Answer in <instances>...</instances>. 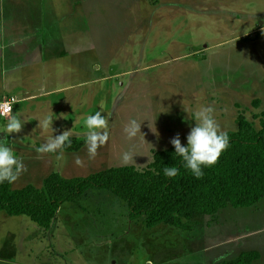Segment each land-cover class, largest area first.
Instances as JSON below:
<instances>
[{
  "label": "rangeland",
  "instance_id": "rangeland-1",
  "mask_svg": "<svg viewBox=\"0 0 264 264\" xmlns=\"http://www.w3.org/2000/svg\"><path fill=\"white\" fill-rule=\"evenodd\" d=\"M19 1L20 27L6 41L20 49L19 68L34 48L38 55L31 74L15 76L23 91L1 96L0 139L9 118L24 122L20 133L8 137L27 169L13 189L42 188L54 173L72 179L125 167V152L136 156L128 166L146 168L154 153L173 147L177 134L187 145L195 122L185 110L200 106L214 109L222 131H235L240 116L259 126L264 0ZM46 84L52 91L73 87L61 97L38 100ZM12 98L11 113L3 115L2 106ZM97 111L109 118V139L94 158L86 146L64 152L63 160L37 153L65 130L85 140L86 119ZM46 118L53 119L52 127L38 126ZM132 119L141 123V133L129 140L124 128ZM185 224L190 230L148 229L144 219L131 220L127 204L112 193L92 190L62 207L47 232L25 217L0 212V264L1 258L4 264H217L243 252L258 253L254 264H264V198L250 208L227 207Z\"/></svg>",
  "mask_w": 264,
  "mask_h": 264
},
{
  "label": "trees",
  "instance_id": "trees-1",
  "mask_svg": "<svg viewBox=\"0 0 264 264\" xmlns=\"http://www.w3.org/2000/svg\"><path fill=\"white\" fill-rule=\"evenodd\" d=\"M259 118L255 127L238 117L235 131L227 132L229 147L214 166L203 168L201 179L183 167L171 147L154 153L152 163L139 170L110 168L72 179L54 173L44 179L42 188L28 185L13 189L5 182L0 184V212L25 217L47 232L66 204L77 203L92 190H105L127 204L131 220L144 219L148 229L165 225L188 231L185 222L215 216L227 207L250 208L264 198V113ZM70 139L66 153L85 146L84 139ZM171 166L179 169V175L169 179L163 169ZM259 259L256 252H243L217 264H254Z\"/></svg>",
  "mask_w": 264,
  "mask_h": 264
},
{
  "label": "clouds",
  "instance_id": "clouds-1",
  "mask_svg": "<svg viewBox=\"0 0 264 264\" xmlns=\"http://www.w3.org/2000/svg\"><path fill=\"white\" fill-rule=\"evenodd\" d=\"M188 119L195 122L186 137L187 145L182 146L179 134L171 141L175 149V155L182 160L183 167L189 171L196 179H201L204 175L203 168L214 166L222 152L229 147V135L222 131L220 125L214 118V109L210 106H200L193 112H188ZM109 118L102 111H97L94 115L86 119V139L85 146L90 158H94L98 148L107 143L109 139ZM53 119L46 118L40 121L38 126L47 129L52 127ZM24 127V122L19 116H12L8 119L4 128V137L0 139V184L7 182L13 184L22 172L27 171L23 161L18 159L13 149L9 146V138L14 133H20ZM152 130V129H151ZM153 131V130H152ZM156 128L153 133H156ZM126 137L134 139L141 133V123L132 119L124 128ZM71 130H65L62 134L53 136L46 143L36 148L39 154H55L57 160L64 159L66 148L71 147ZM131 152H125L121 156L123 166L135 164V158ZM77 164L80 160L77 159ZM139 170V169H138ZM163 174L169 178L179 175V169L175 166L165 167Z\"/></svg>",
  "mask_w": 264,
  "mask_h": 264
},
{
  "label": "crops",
  "instance_id": "crops-1",
  "mask_svg": "<svg viewBox=\"0 0 264 264\" xmlns=\"http://www.w3.org/2000/svg\"><path fill=\"white\" fill-rule=\"evenodd\" d=\"M19 0H0V102H1V96L8 94L9 96L12 94H9V91H13V94L19 95L24 87L21 85L18 87L14 82H15V76L21 77V73L23 72H29L28 68L32 67L31 65H35L34 59L38 53L34 52L36 51V48L33 49V52L30 54L31 58L29 63V60H26L25 65L29 63V65L26 67L21 66L20 68L18 67V62L15 57L19 56V50L18 48H15L13 45L9 44L10 40H7V37L10 39L12 38L13 34L18 31L19 27L18 24H16L17 20L19 19L18 12H16V8H19ZM8 17L10 20H8ZM13 19H15V22L13 23ZM3 37V38H2ZM26 42L23 40V43ZM18 47V46H16ZM22 69V70H19ZM42 72V69H41ZM31 74V73H30ZM38 77H42V75H39ZM8 81V83H7ZM41 92H39V95H41L40 99H50L52 98L53 95L59 94L61 97L62 93H70L68 92V88H72L73 86L69 87H61L59 89H56V91H52V88H50L48 85H40ZM36 88V87H35ZM38 89V90H39ZM49 90V91H48ZM77 93V92H75ZM77 95V94H75ZM80 95V94H79ZM6 96V95H5ZM63 98L66 96L62 95ZM5 98V97H4ZM42 101V100H41ZM22 101H18V103H21ZM24 103H30L28 102H22ZM36 103V102H35ZM31 105H34L31 103ZM3 221V220H2ZM17 259V257H16ZM7 260L1 258V263L4 264L3 262H6ZM77 264H83L82 262H79Z\"/></svg>",
  "mask_w": 264,
  "mask_h": 264
},
{
  "label": "built area",
  "instance_id": "built-area-1",
  "mask_svg": "<svg viewBox=\"0 0 264 264\" xmlns=\"http://www.w3.org/2000/svg\"><path fill=\"white\" fill-rule=\"evenodd\" d=\"M15 99H11L9 102H7L4 106H2L3 115H8L12 111V104L15 103Z\"/></svg>",
  "mask_w": 264,
  "mask_h": 264
}]
</instances>
